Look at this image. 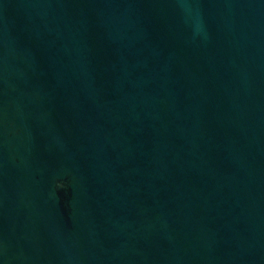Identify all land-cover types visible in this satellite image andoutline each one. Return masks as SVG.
<instances>
[{
  "label": "water",
  "instance_id": "1",
  "mask_svg": "<svg viewBox=\"0 0 264 264\" xmlns=\"http://www.w3.org/2000/svg\"><path fill=\"white\" fill-rule=\"evenodd\" d=\"M0 264H264V0H0Z\"/></svg>",
  "mask_w": 264,
  "mask_h": 264
}]
</instances>
